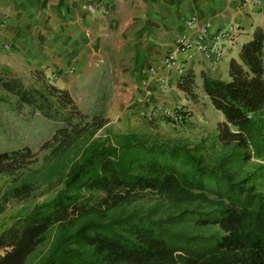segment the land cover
I'll list each match as a JSON object with an SVG mask.
<instances>
[{"label":"trees","instance_id":"1","mask_svg":"<svg viewBox=\"0 0 264 264\" xmlns=\"http://www.w3.org/2000/svg\"><path fill=\"white\" fill-rule=\"evenodd\" d=\"M32 73L0 69V114L25 105L53 130L39 161L27 145L1 149L0 214L48 196L0 224V264H264V25L226 79L199 73L223 119L195 140L115 131L80 81ZM176 87L194 96L193 72Z\"/></svg>","mask_w":264,"mask_h":264},{"label":"crops","instance_id":"2","mask_svg":"<svg viewBox=\"0 0 264 264\" xmlns=\"http://www.w3.org/2000/svg\"><path fill=\"white\" fill-rule=\"evenodd\" d=\"M233 1L116 0L102 13L89 12L81 0H0V69L37 70L60 89L80 81L81 94L104 104L109 127L149 129L161 121L146 114L152 106L191 104L176 87L186 70L226 79L229 59H238L253 29L264 25V0L250 9ZM231 24L238 32L220 39L223 55L216 62L192 49L176 51L182 35L196 40L202 34L209 43ZM169 52L174 64L162 67Z\"/></svg>","mask_w":264,"mask_h":264},{"label":"rangeland","instance_id":"3","mask_svg":"<svg viewBox=\"0 0 264 264\" xmlns=\"http://www.w3.org/2000/svg\"><path fill=\"white\" fill-rule=\"evenodd\" d=\"M32 72L33 70L31 69L25 70L24 72L22 71L19 76H21L25 82H30L32 79L31 75L34 74ZM43 77L45 79L44 75ZM46 81L49 83L53 82L50 78ZM193 90L194 96L187 95L191 104L186 106L188 116L181 127H170L160 119L161 121L159 123L158 121H153V126L151 128L136 129V131H159L172 136L179 135L186 137L189 140H195L214 132L216 125L222 121L223 118L221 114L212 107L205 94L201 91L200 78L198 75H195V87ZM83 93H87V91H83ZM13 101L12 99L14 105ZM87 101L90 105L91 103L93 104L92 98L87 97ZM14 109L15 110L11 113L5 111L3 114H0V151L3 148L15 145V143H20L21 145L29 146L31 152L34 154L33 157L39 161L42 155L46 153V150L41 146L44 141L49 139L53 128L38 112L33 111L25 105L15 106ZM2 182L3 181L0 180V183ZM46 196L48 195H38L26 202L10 201L5 211L0 214V224L8 222L7 217L9 215H12L16 211H25L33 202L41 200ZM0 254H2V249H0Z\"/></svg>","mask_w":264,"mask_h":264},{"label":"built area","instance_id":"4","mask_svg":"<svg viewBox=\"0 0 264 264\" xmlns=\"http://www.w3.org/2000/svg\"><path fill=\"white\" fill-rule=\"evenodd\" d=\"M84 2V7L89 12L93 11H99V12H105L108 8L109 4L114 3L116 0H81ZM233 2L236 3L237 7L240 9H250L253 7H257L261 4L262 0H234ZM238 32V28L235 25H229L225 30L218 29L215 34L213 35V38L211 42L208 43L206 41L205 37L200 34L196 38V40H190L186 38L185 35H182L177 41H176V51L177 52H185L189 49H192L194 51H198L204 55L208 59L209 62H216L218 61L222 55H223V47L221 45L220 39L224 40H232L236 33ZM174 54L167 53L166 56L162 59V67H169L174 64ZM153 72V71H152ZM155 73V72H154ZM161 85L163 86L164 81L163 79H159ZM187 108L182 105H175L170 108L163 107L162 109L154 105L152 106L148 112L146 113L149 117L152 115H158L160 119H162L163 122L166 124L168 123L173 128H179L183 125V123L186 120V114ZM182 113V114H181Z\"/></svg>","mask_w":264,"mask_h":264}]
</instances>
